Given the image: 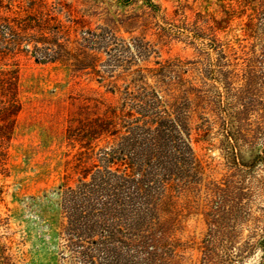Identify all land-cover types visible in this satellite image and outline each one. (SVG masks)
<instances>
[{
    "label": "rangeland",
    "instance_id": "rangeland-1",
    "mask_svg": "<svg viewBox=\"0 0 264 264\" xmlns=\"http://www.w3.org/2000/svg\"><path fill=\"white\" fill-rule=\"evenodd\" d=\"M152 1L161 14L142 0H68L96 35L99 60L87 76L20 57L22 110L0 177V264H88L86 254L104 262L112 250L125 264H264V0ZM152 92L163 99L154 113L191 117L197 162L186 153L177 165L158 151L137 197L142 209L149 203V232L91 250L64 233L63 195L79 184V159L112 144L94 147L68 130L92 113L137 110Z\"/></svg>",
    "mask_w": 264,
    "mask_h": 264
},
{
    "label": "trees",
    "instance_id": "trees-1",
    "mask_svg": "<svg viewBox=\"0 0 264 264\" xmlns=\"http://www.w3.org/2000/svg\"><path fill=\"white\" fill-rule=\"evenodd\" d=\"M142 1L154 15L162 13L159 4ZM250 20L253 22L251 17ZM95 40L90 23L80 17V11L68 0H0V177H8L9 144L22 110L20 57L29 56L38 64H61L81 78L89 75L99 60L93 49ZM155 65L166 69L165 64L155 62ZM147 96L139 100L137 110L120 109L118 113L106 109L104 113H92L91 120L68 130L71 139L86 140L94 147L101 139L112 144L101 157L92 154L84 161L79 159V184L63 195L64 233L85 238L91 250L99 246V241L104 240L103 245L122 236L133 243L149 232L152 226L149 203L142 209L137 197L146 195L148 171L153 162L161 160L158 151L169 150L162 158L171 156L169 159H174L177 165L186 153L197 162L191 145V117L166 108L154 113V100L159 105L163 99L154 92ZM167 96L174 103L182 98L175 92ZM129 119L135 120L133 126L121 127ZM102 196L105 200L99 201ZM107 217L113 222L102 227L100 221ZM112 251L110 261L99 262L95 255L83 257L88 264H125L122 254Z\"/></svg>",
    "mask_w": 264,
    "mask_h": 264
}]
</instances>
